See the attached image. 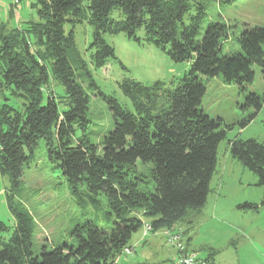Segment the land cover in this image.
Masks as SVG:
<instances>
[{"label": "trees", "instance_id": "16d2710c", "mask_svg": "<svg viewBox=\"0 0 264 264\" xmlns=\"http://www.w3.org/2000/svg\"><path fill=\"white\" fill-rule=\"evenodd\" d=\"M191 1L35 0L32 7L38 19L18 26L0 23V96L10 89L24 99L19 108L0 104L1 173L18 184L44 139L50 160L71 191L78 198L81 187L104 194L109 208L105 227L88 220L73 230L75 244L43 246L36 254L35 218L9 196L16 223L7 240L0 237V264H115L133 234L145 226V219L157 231L205 206L217 170L219 144L227 130L223 119L212 118L201 108L206 93L203 77L222 76L225 82L238 85L246 95L244 108L255 109L240 122L241 127L247 126L264 106V95L247 93L255 64L264 78V26L247 25L237 37L241 50L222 54V39L229 38L230 28L210 22L201 35L205 6L198 3L191 13ZM17 5H12L11 16ZM83 21L94 30L88 60L76 45L73 29ZM139 29L144 30L146 42L176 62L190 63V68L176 81L122 80L120 88L132 108L99 91L110 105L114 125L100 144H94L86 131L91 123L90 99L83 78L98 88L89 63L101 68L116 57L115 48L104 38L106 33H124L141 41ZM52 80L64 87L66 100L48 91ZM229 143L232 156L264 185V141L234 138ZM139 161L152 164L148 179L140 174ZM92 201L100 206L97 199ZM260 204L245 202L240 207L258 209ZM0 230L9 227L0 221Z\"/></svg>", "mask_w": 264, "mask_h": 264}, {"label": "rangeland", "instance_id": "374dc122", "mask_svg": "<svg viewBox=\"0 0 264 264\" xmlns=\"http://www.w3.org/2000/svg\"><path fill=\"white\" fill-rule=\"evenodd\" d=\"M34 1L22 0L18 3L13 0H0V23L18 26L30 19H38L37 10L32 7ZM191 2V13L195 12L198 3L205 6L206 16L201 35L210 22H222L230 28L229 38L222 39V54L241 50L237 37L247 25L264 26V0ZM13 4L18 5L11 16ZM73 29L76 45L82 56L88 60L93 26L83 21L77 23ZM138 35L142 38L141 41L129 38L124 33H106L104 38L115 48L116 57L111 58L101 68H94L89 63L98 88L90 85L88 77L83 78L82 85L90 99L88 116L91 123L86 131L94 144H100L114 125L110 105L99 91L114 96L122 106L132 108L130 98L120 88L119 83L122 80L132 78L146 84L157 80L176 81L190 68V63L176 62L161 48L146 42L143 29H139ZM253 69L255 78L248 86L247 93L254 92L263 96L264 78L261 68L255 64ZM203 82L206 93L201 108L212 118L223 119L222 127L227 130V137L219 144L217 170L212 178L211 192L205 206L199 212H191L175 227L182 231V242L185 235L183 226L188 230L192 244H204V247H208L206 251L217 245L225 251L223 257L231 255L235 264L238 260L240 264H264V204H260L258 210H244L240 207L246 201L260 203L264 196V185L259 184L256 173L232 156L229 143L234 138L264 141V106L247 126L241 127V120L253 115L255 109L244 108L246 95L240 91L238 85L225 82L222 76L203 77ZM48 91L57 95L60 101L66 100L64 87L55 80H52ZM23 101L22 97L12 94L10 89L0 96V104L8 103L17 108L22 106ZM81 134L79 130L77 135ZM138 166L140 174L148 179L152 164L143 165L139 161ZM9 196H12L17 207H27L35 218L33 243L36 254L41 253L43 246L53 248L64 243L75 244L73 230L88 220H95L100 227L106 226L109 211L106 196L90 193L85 187H81V198H78L71 191L67 179L50 160L44 139L39 141L33 160L25 166L18 184L0 171V221L9 227L8 231L0 230L3 240L9 238L16 223L8 204ZM92 198L97 199L100 206L97 207ZM167 229L151 230L145 234L146 228L142 226L130 239V253H120L115 264H175L178 251L169 242ZM142 235L149 236L139 242Z\"/></svg>", "mask_w": 264, "mask_h": 264}, {"label": "built area", "instance_id": "2783aa9c", "mask_svg": "<svg viewBox=\"0 0 264 264\" xmlns=\"http://www.w3.org/2000/svg\"><path fill=\"white\" fill-rule=\"evenodd\" d=\"M17 2L18 0H13ZM145 234L151 231V226L145 223ZM167 237L172 246H175L178 255L175 264H214L210 259L200 257L196 252L189 251L186 245L182 242V231L174 226L168 228ZM144 234V235H145ZM126 253H130V247L124 249Z\"/></svg>", "mask_w": 264, "mask_h": 264}, {"label": "crops", "instance_id": "0c3cea01", "mask_svg": "<svg viewBox=\"0 0 264 264\" xmlns=\"http://www.w3.org/2000/svg\"><path fill=\"white\" fill-rule=\"evenodd\" d=\"M17 10V9H16ZM262 200V199H261ZM246 202H254V201H246ZM255 203H258V202H255ZM261 203V202H260ZM259 203V204H260ZM262 205V204H261ZM260 208V207H259ZM258 208V209H259ZM258 209H244V210H258ZM148 223L149 220L148 219H145V223ZM176 226V225H175ZM183 228V231L185 232V235H184V244L186 245L187 249L189 251H193V252H196L200 257L202 258H205V259H210L211 261H213L214 264H235V261H233V258L232 256H225L223 257V253L225 252L223 250V248L221 246H215L212 249V247L206 251V249H208V247H204L203 245L201 244H192V239L191 237L188 235V230L186 228ZM143 234V233H142ZM149 235H146V237H148ZM146 237H144L142 235V237L140 238L139 242L143 241V240H146ZM209 245V244H208ZM210 245H213V243H211ZM210 247V246H209ZM202 248L204 250H202ZM218 249V250H217ZM206 251V252H205ZM206 253V254H203V253ZM232 252V251H231ZM229 253H230V250H229ZM237 264H240L239 260L237 262Z\"/></svg>", "mask_w": 264, "mask_h": 264}]
</instances>
